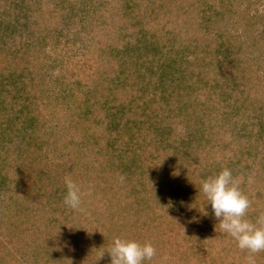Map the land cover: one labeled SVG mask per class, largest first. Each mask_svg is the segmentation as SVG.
<instances>
[{
	"label": "rangeland",
	"instance_id": "374dc122",
	"mask_svg": "<svg viewBox=\"0 0 264 264\" xmlns=\"http://www.w3.org/2000/svg\"><path fill=\"white\" fill-rule=\"evenodd\" d=\"M36 1L38 7L33 6L32 19L42 23L44 16L40 15L41 0ZM111 1H62L56 9H64L62 11V15L66 18L64 24L51 26L50 31L43 32L37 37V41L31 37L35 34H26L34 32L33 25L21 36L22 40L31 42L37 52L34 57L33 50L27 52L32 54L33 63L39 61L38 57L45 55V63L48 64L43 66V73L31 77L34 78L33 81L25 78L26 71L22 75L15 68L18 66H15V76H12V80L6 79L3 83L8 92L17 94L14 109L19 111L29 108L26 111L30 112V107L26 103L31 99L26 98L23 103L18 96H31L34 99L33 106L38 110L36 113H41L44 117L42 125L26 128L25 133L37 137L38 140L34 144L31 143L28 148L21 147L22 158L27 161L32 158L31 160L38 166L47 164L51 169V181L59 182L70 176L86 193L84 197L86 211L81 213L68 208L64 204L66 195L62 196L58 203H53V198L52 201L44 200L41 207L37 206L36 193L23 197L32 201V204L28 201L27 207L26 205H23L24 208L20 207L19 202L11 204L9 207L12 208V213L0 214V221L7 215L5 221L7 223L9 221L11 226L8 225L9 223H0L1 235L10 233L8 239L0 236V239L5 240L6 245H0L2 247L0 258L6 260L2 263L3 259H0V264H66L65 258H71L76 263L82 264H110V255L105 252L114 237L153 243L158 249V256L151 264H246L247 254L238 251L240 249L232 238L228 243L229 246H226L225 233L219 229V221L215 218L211 205L194 198L195 196L186 190V187L190 188V180L184 179V176L190 174V167L188 169L187 166L193 165L196 160L200 165L212 162L217 164L220 160L218 158L226 160L225 166L230 163L233 166L242 161L240 168L243 170L239 169L238 176L247 173L245 168L249 166L250 159L245 153L254 148L261 150V147H264L263 145L260 147L259 135L250 134L248 125V120L251 121L253 115H257L256 111L260 114L262 108L261 111L264 113V90L256 97L253 94L256 90L248 89V84L246 92L228 93L226 86L224 88L223 85L236 86L229 83L233 78V71H227L223 77H218L217 80H220L217 84L210 81L204 87L207 94H210L205 97L201 93L198 107L195 108L194 120L192 117L191 122L195 123L194 129L197 134L203 133L201 131L205 129L208 133L207 129H211L212 126L218 130V125L223 123H225L224 129L228 127L224 130L220 141L221 144L224 143L227 155L225 156L224 152H216L217 158L210 155L207 146L209 144L205 138L202 139L204 141L197 142V137L190 142L189 150L183 146H176V150L171 152L167 151V148L162 149L159 145L161 155L156 154L155 148L158 145L156 141L159 138L154 137L151 132L148 133L146 129L151 131L149 125H146L154 118L153 111L148 109L141 113L142 108H130L124 116L117 113V116H109V118L99 113H90L92 116L87 115L89 118L87 122L79 117L80 114L69 115L65 107L69 105L72 109L75 105V102L68 98L71 96L70 80L65 76L62 82L57 83L55 80L51 84V81L58 73L64 74L63 70L60 71L66 65L62 54L65 55V59L73 53L87 57L92 51L98 52L96 48L98 39L102 40L103 46L114 42L108 38L106 32H102L105 20L108 18L105 8L109 6L106 4L104 7L101 2ZM231 2L232 9L230 8L225 19L218 25L222 26L224 32L237 35L241 40L249 43L239 48L243 52V59L249 55V58L256 59L257 63L264 60V0H231ZM51 6L55 5L51 4ZM80 8L82 10H79ZM236 8H239L238 12H235ZM128 10L130 14V8ZM245 12H249V16ZM128 20L130 23V18ZM235 21L239 23L235 24ZM43 24L44 22L41 25ZM239 24L243 27L238 29ZM82 51L85 53H81ZM40 52L44 55L38 54ZM59 53L60 55L57 56ZM239 59L243 61L240 56ZM129 60L130 54H127L126 61ZM222 72H225V69ZM215 73L214 70L206 77H212ZM260 74H263V70ZM18 75L21 76L17 77ZM152 84L153 82L151 87L150 83L148 84L147 90H151ZM213 90H222L235 101L234 109H230L234 113L233 124L229 119H224L223 115L220 116L216 112L217 116H213V110L209 111L210 104L212 107L216 106L214 102L222 96L213 93ZM64 97H67L66 100ZM117 98L113 105L121 109V103L127 108L131 96L126 99L123 95ZM2 100L3 97L1 102ZM207 103L209 106L205 111L210 112V115L201 118L199 105L204 108ZM3 107H7L5 110L9 111V105L5 106L3 103ZM225 110L229 111L226 108ZM84 113H87L86 110ZM12 115L14 114L0 113L2 117ZM258 116L263 120L264 130V117L261 114ZM142 122H146V125ZM159 123L161 122L158 121ZM22 127V123H19L18 128ZM184 127L180 126L176 129L183 131ZM261 140L264 142V139ZM211 141L218 143L219 135ZM160 142L164 143L162 140ZM196 152L201 158L196 157ZM176 155L182 157L177 165ZM189 158L191 160H188ZM161 161L166 167L158 171L164 174L153 176V166L161 165ZM179 172L181 175H178ZM167 173L172 179L179 177L177 183L167 179L169 178ZM120 176L125 177L122 184ZM241 181V189L253 200L248 218L255 221L261 213H264V200L258 197L261 191L264 192V180L258 184L256 180L247 181V178ZM50 187L53 189L55 186ZM17 206L20 210H17ZM32 208L34 212H29ZM28 213L31 214L27 215ZM12 239L13 244L10 243ZM13 246L17 250L13 249ZM102 253L105 255L100 259ZM256 260L257 264H264V253H260Z\"/></svg>",
	"mask_w": 264,
	"mask_h": 264
},
{
	"label": "trees",
	"instance_id": "16d2710c",
	"mask_svg": "<svg viewBox=\"0 0 264 264\" xmlns=\"http://www.w3.org/2000/svg\"><path fill=\"white\" fill-rule=\"evenodd\" d=\"M34 1L0 0V113L14 114L11 117L0 116L1 215L4 212H7L8 215L12 213V208L10 209L9 206L17 202H19L20 207L23 205L27 207L30 200L23 198L26 195L36 193L37 206L41 207L44 200L52 201L51 198H53V203L60 202L61 197L67 192L63 179L59 182L58 180L56 182L51 181V169L47 164L38 166L32 161V158L29 157V161L22 158L21 147L28 148L29 145L38 140L37 137L26 134V128L42 125L41 122L44 117L41 116V113H36L38 110L36 106H33L34 99L31 96H18L23 103H25L26 98L31 99L26 103L30 107V112L26 111L29 108H23L19 111L14 109L17 94L8 92L6 85L3 84L6 79L12 80L16 70L20 74L26 71L25 78L33 81L34 78L31 79V77L40 74L43 66L48 65L45 63V55L42 52L38 54L44 56L38 57L39 61H36V64L33 63L31 57L32 54L34 57L36 51L31 42L21 39L24 32H28L27 30L33 25L34 32L26 34H35L31 37L37 41V37L41 36L43 32L50 31L51 26L58 23L64 24L66 21L62 15L64 9H56L65 0H41L40 15L44 16L42 18L43 25L41 22L32 19V15H34V13L31 14L33 6L38 7L37 1ZM51 4L55 6L53 7ZM101 4L104 7L106 4L109 6L105 8L108 18L105 20L102 32H106L108 38L114 42L103 46L102 40L98 39V46L96 47L98 52L92 51V54L90 53L87 57L82 54L77 56L73 53L65 59V55L62 54L66 65L60 71L63 70L64 74L58 73L51 84L55 80L57 83L62 82L65 76L70 80L71 96L68 98L75 102V105L72 109L69 105L65 107L66 112L69 115L80 114L79 117L87 122L89 121L87 115L91 114L99 113L109 118V116H117L118 114L124 116L130 108H142L141 113L148 109L153 111L154 118L151 122L149 120L147 125L146 122L142 123L146 126L149 125L151 131L146 128L148 133L151 132L154 137L159 138V141H156L158 144L155 148L156 154L161 155L159 145L162 146V149L167 148V151L171 152L176 150V146H183L189 150L190 142L197 137V142L204 141L202 139L205 138L209 144L206 145L209 147L212 157H218L216 152H224L226 156L227 151L223 146L224 143H220L224 130L228 128L224 129L225 123L218 125V130L212 126L211 129L213 130L208 128V133L205 132V129L201 131L203 133L197 134L196 129H194L195 123L191 122V118L193 117L194 120L195 108L198 107L200 95L204 94L205 97H208L210 94H207L204 87L210 81L217 84L220 80L217 78L223 77L227 71H233L234 75L229 83L236 85L231 87L230 84H224L223 87L226 86L228 93L231 91L246 92V85L248 84V89L256 90L253 92L256 97L260 91L264 90V60L257 63V60L249 58V55L243 59V52L239 48H242L243 45H249V43L241 40L237 35L224 32L222 26L218 25L220 21L225 19L230 8L232 9L231 0H112L106 3L101 2ZM129 8L130 14H128ZM238 10L239 8H236L235 12ZM245 14L249 16V12H245ZM129 18L130 23H128ZM237 23L239 22L235 21V24ZM239 26L238 29L243 27L241 24ZM236 32L238 31L236 30ZM29 50H33L34 53L28 54ZM81 53H85V51ZM127 54H130L129 61H126ZM59 55L60 53L57 54V56ZM239 56L243 61L239 59ZM14 67L17 69L15 70ZM222 69H225V72H222ZM214 70L216 73L207 78L206 76ZM262 70L263 74H260ZM151 82H153L152 88L147 90L149 83L151 87ZM63 83L65 84V82ZM59 84L62 85V83ZM212 92L222 96L214 102L216 106L212 107L210 104L209 111L213 110V116H217L216 112L220 116L223 115L224 119H229V122L233 124L234 113L230 109H234L235 101L224 94L222 90H213ZM122 95L124 99L131 96V100L129 99L127 108L120 103L122 108L118 109L113 103L118 99L117 97L121 98ZM1 97L4 98L2 102ZM64 98L66 100L67 97ZM3 103L5 106L9 105V111L5 110L7 107H3ZM208 106L209 104L201 108L199 105L201 118L210 115V112L205 111ZM84 110L87 113H84ZM261 110L262 108L260 114L264 117ZM256 113L257 115H253L251 121L248 120L249 132L252 136L255 134L260 136L261 147L264 146V142L261 140V138L264 139L263 120L258 116L260 115L259 111ZM158 121L161 122L160 125ZM195 122L197 123L196 120ZM19 123L23 125L20 129L18 128ZM180 126L186 127L183 131H178L179 129L176 128ZM218 135L219 142L214 143V140L212 143L211 139L217 138ZM161 140L164 142L163 144L160 142ZM195 154L196 157L201 158L197 152ZM245 156L250 159V162L248 163L249 166L245 168L247 173L241 176L238 175H240L239 169L243 170L240 168L242 161L233 166L231 163L225 166L226 160L224 158H218L220 160L217 164L212 162L205 165H200L197 160L192 159L195 161L193 165L187 166L188 169L190 167V174L184 176V179L190 180V188L186 187V190L192 193L194 198L208 202L205 196L199 193L201 182L216 176L225 167L232 171L234 177H239L242 180L247 178V181L256 180L257 184L263 182L264 147H261V150L255 148L248 150ZM181 158V156L176 155V165ZM160 163L161 165L153 166V176L164 174V172L158 171L166 167L163 166L162 161ZM250 172L251 174H249ZM167 174L169 177L167 179L177 183L179 177L172 179V176ZM178 175H181L180 172ZM52 185L55 186L53 189L50 187ZM258 197L263 201L264 192L261 191ZM29 203L32 204V201ZM20 207L17 210H20ZM32 211L34 212L33 208L29 209V212ZM6 219L7 215L5 219L2 218L3 221L1 220L0 223L8 224L9 221L7 223ZM8 225L10 226V223ZM0 236L8 239L10 233L1 235L0 232ZM225 238L224 243L229 246L231 237L225 233ZM4 241V239H0L1 246H6ZM10 243L13 244V239ZM1 246L0 249H2ZM13 249L17 250L15 246ZM0 259H3L2 263L6 262L5 258ZM64 260L66 264H82L76 263L71 258Z\"/></svg>",
	"mask_w": 264,
	"mask_h": 264
},
{
	"label": "clouds",
	"instance_id": "9594fccd",
	"mask_svg": "<svg viewBox=\"0 0 264 264\" xmlns=\"http://www.w3.org/2000/svg\"><path fill=\"white\" fill-rule=\"evenodd\" d=\"M121 184L125 177L120 176ZM64 183L67 194L64 204L76 212H85L84 197L86 193L70 176ZM241 178L234 177L230 169L224 168L219 174L201 182L202 193L211 205L218 227L230 236L237 247L245 252L246 264H257L256 257L264 253V213L255 221L248 218L253 200L241 189ZM110 264H151L158 256V249L151 243L135 239L114 237L108 250ZM102 253L100 259L105 255ZM99 259V260H100Z\"/></svg>",
	"mask_w": 264,
	"mask_h": 264
}]
</instances>
